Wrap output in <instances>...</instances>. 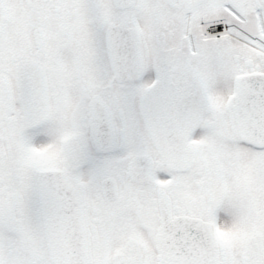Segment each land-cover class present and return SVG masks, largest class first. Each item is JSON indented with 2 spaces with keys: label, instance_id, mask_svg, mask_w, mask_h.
I'll list each match as a JSON object with an SVG mask.
<instances>
[{
  "label": "snow or ice",
  "instance_id": "1",
  "mask_svg": "<svg viewBox=\"0 0 264 264\" xmlns=\"http://www.w3.org/2000/svg\"><path fill=\"white\" fill-rule=\"evenodd\" d=\"M0 264H264V0H0Z\"/></svg>",
  "mask_w": 264,
  "mask_h": 264
}]
</instances>
